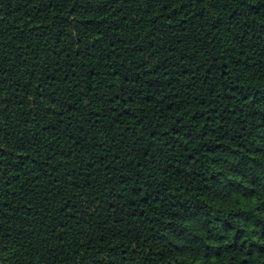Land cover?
<instances>
[{"label": "trees", "instance_id": "16d2710c", "mask_svg": "<svg viewBox=\"0 0 264 264\" xmlns=\"http://www.w3.org/2000/svg\"><path fill=\"white\" fill-rule=\"evenodd\" d=\"M0 264H264V0H0Z\"/></svg>", "mask_w": 264, "mask_h": 264}]
</instances>
